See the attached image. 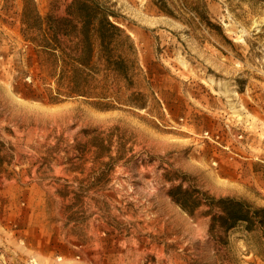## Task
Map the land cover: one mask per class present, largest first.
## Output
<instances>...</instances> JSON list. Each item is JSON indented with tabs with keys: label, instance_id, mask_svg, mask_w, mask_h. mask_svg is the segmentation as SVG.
I'll return each instance as SVG.
<instances>
[{
	"label": "rangeland",
	"instance_id": "374dc122",
	"mask_svg": "<svg viewBox=\"0 0 264 264\" xmlns=\"http://www.w3.org/2000/svg\"><path fill=\"white\" fill-rule=\"evenodd\" d=\"M74 1L0 0V264H264L206 215L264 208V0H95L89 65Z\"/></svg>",
	"mask_w": 264,
	"mask_h": 264
},
{
	"label": "trees",
	"instance_id": "16d2710c",
	"mask_svg": "<svg viewBox=\"0 0 264 264\" xmlns=\"http://www.w3.org/2000/svg\"><path fill=\"white\" fill-rule=\"evenodd\" d=\"M73 7L76 8L74 14L82 24V42L84 47L90 50L86 57L87 61L81 64L89 65L92 60L93 36L99 40L101 49L106 53L116 41V34L123 33V31L112 21V19L118 18L117 15L110 9L99 6L95 0H75ZM108 58L109 67L116 70L123 68V61H111V58ZM172 195L176 204L184 211L193 213L197 207L201 206V203L194 199L191 192L182 190V186L174 189ZM208 206L210 210L206 215L210 216L214 210H218L220 215L215 216L213 221L219 222L227 230L239 224H244L248 231L264 228V208H255L245 200L230 197L218 200L210 198Z\"/></svg>",
	"mask_w": 264,
	"mask_h": 264
}]
</instances>
